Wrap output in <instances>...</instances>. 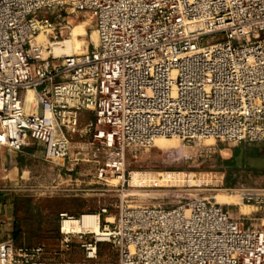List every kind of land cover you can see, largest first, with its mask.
Listing matches in <instances>:
<instances>
[{
  "label": "built area",
  "instance_id": "built-area-1",
  "mask_svg": "<svg viewBox=\"0 0 264 264\" xmlns=\"http://www.w3.org/2000/svg\"><path fill=\"white\" fill-rule=\"evenodd\" d=\"M76 10L93 14L97 42L56 56ZM50 29L54 40H37ZM175 137L264 142V0H0V148L41 145L45 162L88 163L106 181L124 178L128 151ZM242 191L264 205V189ZM100 229L62 230L81 260L0 239V264H264V228L204 197L122 204ZM100 242L114 258H98Z\"/></svg>",
  "mask_w": 264,
  "mask_h": 264
},
{
  "label": "rangeland",
  "instance_id": "rangeland-1",
  "mask_svg": "<svg viewBox=\"0 0 264 264\" xmlns=\"http://www.w3.org/2000/svg\"><path fill=\"white\" fill-rule=\"evenodd\" d=\"M65 16L61 23L66 29L57 40L72 39L75 30L81 29L85 38L80 33L77 39L88 40L92 47L96 29L91 11L76 10ZM54 31L48 30L37 40L50 43ZM86 49L81 47L75 53ZM63 55L67 54L56 56ZM162 139L173 147L159 148L154 144L142 151L127 152L123 179L109 173L106 181L97 179L95 166L88 163L73 167V172L55 166L50 177L38 167L36 179L32 178L35 170L31 174L17 173L0 164V239L11 237L18 246H40L48 261L81 260L84 249L78 236L74 234L68 246L63 242L62 214L79 218L84 213L97 215L107 207L108 213L99 217L101 233L100 226L103 228L106 219L112 221L122 204L170 206L187 197L216 201L244 225L264 228V205L242 200V190L264 189V143L234 145L206 138L188 144L177 137ZM135 173L140 174L138 182L133 180ZM115 255L110 242L99 243V259Z\"/></svg>",
  "mask_w": 264,
  "mask_h": 264
},
{
  "label": "bare ground",
  "instance_id": "bare-ground-1",
  "mask_svg": "<svg viewBox=\"0 0 264 264\" xmlns=\"http://www.w3.org/2000/svg\"><path fill=\"white\" fill-rule=\"evenodd\" d=\"M73 31H72V33H73ZM80 33L84 36L83 38H85L86 34L85 33L83 34L81 29L75 30V33L73 35L74 37L72 36L73 37L72 39H67L65 41H59V42L53 43L52 44V52L54 50L55 55H57V54L62 55V54H82V53H85L86 51H88L89 50V48H87L88 47V40H86V39L80 40V39H77V37H76ZM39 37H42V36L40 35ZM93 40H95V42H97V33L96 32L93 34ZM81 47L87 48V49L85 51L80 52V53H75V51H77ZM172 143H173V140H172ZM155 145L159 148L173 147L172 146L173 144H170V142H167V140L162 139V138L157 139L155 142ZM139 175H138V173L134 174L133 180L135 182H138V180L140 179ZM167 176L168 175H166L165 177H167ZM62 224H63V226H62L63 232L90 231V232H96V233L100 234L99 217L96 214L84 213L79 218L74 217V218L65 219Z\"/></svg>",
  "mask_w": 264,
  "mask_h": 264
},
{
  "label": "crops",
  "instance_id": "crops-1",
  "mask_svg": "<svg viewBox=\"0 0 264 264\" xmlns=\"http://www.w3.org/2000/svg\"><path fill=\"white\" fill-rule=\"evenodd\" d=\"M73 19V18H71ZM89 48V45L88 47ZM252 143H264V142H252ZM238 150V148L236 149ZM44 149L41 145H34L33 147L26 148L22 151H9L4 148H0V164L2 167L11 168L17 173H28L31 174V171L35 173L32 174V178H35L39 175L36 173L38 167L44 168L43 175L53 176L55 165L45 162L43 160ZM264 159V158H263ZM77 165H70L71 171L72 168ZM66 174V173H65ZM61 175V174H58ZM73 173H67L66 176H72ZM77 180V179H76ZM52 186V184H50ZM52 187H55L54 185ZM79 188H74V190ZM5 228V227H4ZM6 229H9L6 227Z\"/></svg>",
  "mask_w": 264,
  "mask_h": 264
}]
</instances>
